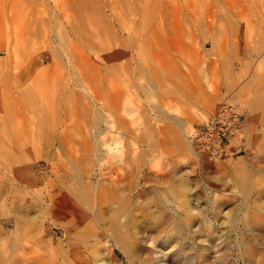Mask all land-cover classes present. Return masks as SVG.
<instances>
[{
  "label": "rangeland",
  "instance_id": "rangeland-1",
  "mask_svg": "<svg viewBox=\"0 0 264 264\" xmlns=\"http://www.w3.org/2000/svg\"><path fill=\"white\" fill-rule=\"evenodd\" d=\"M0 264H264V0H0Z\"/></svg>",
  "mask_w": 264,
  "mask_h": 264
},
{
  "label": "built area",
  "instance_id": "built-area-1",
  "mask_svg": "<svg viewBox=\"0 0 264 264\" xmlns=\"http://www.w3.org/2000/svg\"><path fill=\"white\" fill-rule=\"evenodd\" d=\"M240 114L230 102H221L216 110L202 123L192 127V140L208 151H219L230 137L242 131Z\"/></svg>",
  "mask_w": 264,
  "mask_h": 264
},
{
  "label": "bare ground",
  "instance_id": "bare-ground-1",
  "mask_svg": "<svg viewBox=\"0 0 264 264\" xmlns=\"http://www.w3.org/2000/svg\"><path fill=\"white\" fill-rule=\"evenodd\" d=\"M123 166V165H122ZM115 168V167H114ZM122 169V168H121ZM118 176H120V175H118ZM126 187H127V185H126ZM129 188V187H128ZM120 193V192H119ZM258 217V216H257ZM120 225V224H119ZM124 225V224H123ZM121 229V228H120ZM122 229H123V226H122ZM122 231H124V230H122ZM125 233V232H124ZM109 234H110V232H109ZM130 234V233H129Z\"/></svg>",
  "mask_w": 264,
  "mask_h": 264
}]
</instances>
